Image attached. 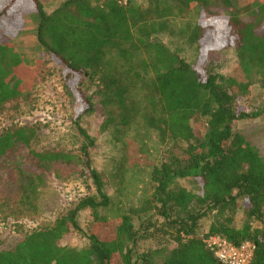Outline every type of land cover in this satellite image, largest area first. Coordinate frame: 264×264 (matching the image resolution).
<instances>
[{
	"label": "trees",
	"instance_id": "1",
	"mask_svg": "<svg viewBox=\"0 0 264 264\" xmlns=\"http://www.w3.org/2000/svg\"><path fill=\"white\" fill-rule=\"evenodd\" d=\"M0 3V116L36 106L43 59L30 69L15 45L26 17L35 18L39 48L62 69L66 92L83 104L76 150L42 146L39 123L0 134V170L17 174L13 190L0 188V223L38 212L56 165H77L93 186L53 226L1 251L0 264H221L213 237L256 244L252 264H264V157L236 128L264 115V0H67L50 13L41 0ZM193 4L201 18L181 33L195 49L189 59L160 34L176 11L193 15ZM224 50L235 51L243 81L208 58L201 64ZM92 116L102 119L101 134L143 129L168 147L141 202L116 219L110 177L94 167L99 142L84 124ZM72 234L82 247L61 244Z\"/></svg>",
	"mask_w": 264,
	"mask_h": 264
},
{
	"label": "rangeland",
	"instance_id": "2",
	"mask_svg": "<svg viewBox=\"0 0 264 264\" xmlns=\"http://www.w3.org/2000/svg\"><path fill=\"white\" fill-rule=\"evenodd\" d=\"M41 1L45 10L50 13L67 0ZM161 1L167 6L173 2V0ZM189 10L194 16L189 14L180 16L176 11L177 18L167 19L170 23L166 31L160 34V38L182 56L193 59L195 49L187 43L181 33L194 25L197 18L201 17H198L200 9L196 4L189 6ZM215 11L224 13L223 9ZM26 21V31L22 36L15 38V45L30 69L38 64L39 59H43L42 79L35 88L36 106L33 108L23 105L18 112L7 111L1 115L0 134L15 124L39 123L45 129L42 146L57 147L59 145L76 150L79 147V139L73 122L83 104L78 96L74 98L66 92L62 69L39 48L35 18L26 17ZM203 21L206 20L203 19ZM210 23L219 24L213 19ZM211 52L202 56L201 64L205 58H208L210 62L220 67L222 73L240 81L244 80L234 50ZM101 123L102 119L99 116H92L84 122L88 132L99 142L98 149H95L93 154L94 167L99 171H106L110 177L108 193L113 199V207L108 215L111 219H116L123 211L121 209L141 202L150 187L149 174L153 167L166 156L168 147L160 146L152 139L154 137L148 136L143 129L132 128L101 134ZM236 128L248 142L258 148L264 157V115L252 121L237 123ZM0 176L1 190H13V183L17 178L14 166L5 170L1 169ZM184 184L189 187L187 182ZM92 193V181L81 177V170L77 165L54 166L49 173L47 187L40 191L38 212L30 213L19 220L11 218L0 223V252L13 248L26 234L34 230L53 226L67 210ZM88 219L89 212L81 216L80 222L83 227L87 226ZM110 230L111 228H106L103 235ZM61 244L82 247L84 241L78 235L72 234Z\"/></svg>",
	"mask_w": 264,
	"mask_h": 264
},
{
	"label": "built area",
	"instance_id": "3",
	"mask_svg": "<svg viewBox=\"0 0 264 264\" xmlns=\"http://www.w3.org/2000/svg\"><path fill=\"white\" fill-rule=\"evenodd\" d=\"M208 246L214 252L221 264H252L257 251V245L247 242L241 246L213 237Z\"/></svg>",
	"mask_w": 264,
	"mask_h": 264
}]
</instances>
